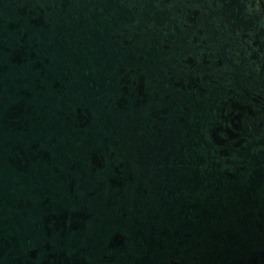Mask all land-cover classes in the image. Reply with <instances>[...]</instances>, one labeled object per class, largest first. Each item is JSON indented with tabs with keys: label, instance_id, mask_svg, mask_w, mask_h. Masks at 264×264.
<instances>
[{
	"label": "water",
	"instance_id": "95a60500",
	"mask_svg": "<svg viewBox=\"0 0 264 264\" xmlns=\"http://www.w3.org/2000/svg\"><path fill=\"white\" fill-rule=\"evenodd\" d=\"M0 264H264V0H0Z\"/></svg>",
	"mask_w": 264,
	"mask_h": 264
}]
</instances>
